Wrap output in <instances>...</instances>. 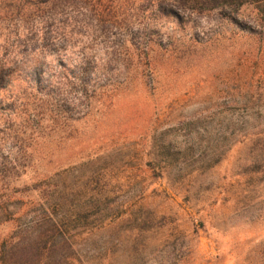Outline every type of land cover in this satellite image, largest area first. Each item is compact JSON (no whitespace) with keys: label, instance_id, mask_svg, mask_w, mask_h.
Masks as SVG:
<instances>
[{"label":"rangeland","instance_id":"rangeland-1","mask_svg":"<svg viewBox=\"0 0 264 264\" xmlns=\"http://www.w3.org/2000/svg\"><path fill=\"white\" fill-rule=\"evenodd\" d=\"M0 264H264V0H0Z\"/></svg>","mask_w":264,"mask_h":264},{"label":"trees","instance_id":"trees-1","mask_svg":"<svg viewBox=\"0 0 264 264\" xmlns=\"http://www.w3.org/2000/svg\"><path fill=\"white\" fill-rule=\"evenodd\" d=\"M80 1L83 2V4H88L91 0H80ZM161 10H163L162 7H161ZM92 12H93V15H95L97 17V19H99V20L108 19L107 20L108 22H110V21L118 22V14L114 8V5L103 6L100 3L97 6H95V5L93 6Z\"/></svg>","mask_w":264,"mask_h":264}]
</instances>
